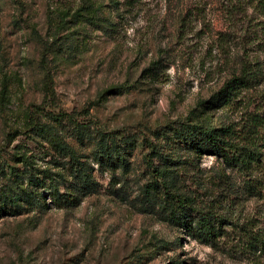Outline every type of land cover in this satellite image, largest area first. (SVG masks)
<instances>
[{
    "label": "rangeland",
    "instance_id": "374dc122",
    "mask_svg": "<svg viewBox=\"0 0 264 264\" xmlns=\"http://www.w3.org/2000/svg\"><path fill=\"white\" fill-rule=\"evenodd\" d=\"M227 8L0 0V196L23 188L50 206L0 220V264H264L238 248L239 230L201 243L144 190L146 137L170 155L174 184L198 211L264 231V186L258 196L214 157L167 139L180 122L222 127L257 108L247 92L233 107L211 103L246 54L264 59L244 37V14L235 28ZM58 191L75 201L57 205Z\"/></svg>",
    "mask_w": 264,
    "mask_h": 264
},
{
    "label": "trees",
    "instance_id": "16d2710c",
    "mask_svg": "<svg viewBox=\"0 0 264 264\" xmlns=\"http://www.w3.org/2000/svg\"><path fill=\"white\" fill-rule=\"evenodd\" d=\"M230 26L237 27V15L244 14L245 39L249 45L260 50L264 47V0H226ZM101 5L100 8H103ZM252 11L249 14V11ZM88 11H91V7ZM258 29L260 33L258 34ZM231 35V34H230ZM256 50H253L256 52ZM264 51V48L261 50ZM242 58L237 71H233L211 103L218 107H233L240 102L243 93H253L257 99V108L248 110L238 122L222 127L190 124L180 122L171 128L172 136L168 141L176 139L183 143L186 151L202 158L214 157L223 174L228 171L241 177L245 188H250L258 196H262L264 186V59L248 54ZM242 103V102H241ZM243 105V104H241ZM249 109V106H247ZM252 108V107H251ZM250 108V109H251ZM36 115V112H34ZM37 124H34L36 126ZM179 125V127H178ZM158 139L166 137L165 131L153 133ZM144 144L150 150L145 157L152 180L144 190L150 204L160 201V208L169 221L187 229L201 243L216 246L218 240L224 237V226H232L245 235L246 240H240L237 245L240 250L249 251L255 256H264V231H254L245 225L235 222L230 212L211 214L195 208V203L180 194L176 188L171 166L170 155H166L163 146L144 138ZM99 154L109 157L113 153L109 148L99 144ZM157 161V162H156ZM172 162H174L172 160ZM182 161H179V164ZM177 166L179 165L176 163ZM177 171V170H176ZM252 191V192H253ZM74 195H61L60 191L52 194L56 204L66 205L74 202ZM64 204V205H65ZM72 204V203H71ZM33 209L27 210L26 206ZM61 207V206H59ZM49 204L35 198L27 189L10 190L0 196V220L4 217L19 216L38 209H48ZM195 213L196 216L193 215Z\"/></svg>",
    "mask_w": 264,
    "mask_h": 264
}]
</instances>
